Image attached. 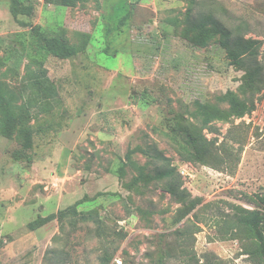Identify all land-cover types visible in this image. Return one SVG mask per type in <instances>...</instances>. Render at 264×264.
<instances>
[{"label": "rangeland", "instance_id": "rangeland-1", "mask_svg": "<svg viewBox=\"0 0 264 264\" xmlns=\"http://www.w3.org/2000/svg\"><path fill=\"white\" fill-rule=\"evenodd\" d=\"M23 2L32 15L0 0V82L17 95L10 136L0 124V264H264L232 207L258 208L264 196V0ZM204 12L259 41L254 84L219 34L204 46L192 42L198 31L185 38ZM33 26L76 54L53 56ZM43 72L51 97L33 85ZM229 90L248 110L202 129L216 139L217 167L187 160L202 126L196 101L228 109L219 97ZM172 168L203 198L190 212L168 190L173 177L159 176Z\"/></svg>", "mask_w": 264, "mask_h": 264}, {"label": "trees", "instance_id": "trees-1", "mask_svg": "<svg viewBox=\"0 0 264 264\" xmlns=\"http://www.w3.org/2000/svg\"><path fill=\"white\" fill-rule=\"evenodd\" d=\"M49 1L57 6H70L80 0ZM34 9L35 6L32 3L25 4L23 0H12L11 12L15 17H18L20 14L32 15ZM196 31H198V33L194 36L192 42L198 46H204L210 38L219 34L221 36V44L226 48L232 64L236 65L239 69L251 73L252 80L250 83L252 82V84H254L257 81L258 74L260 75L261 70V63L256 60V55L258 54L257 45L259 43L257 39L251 37L245 38L240 35L234 36L230 29L226 28L216 19L213 12H204L199 17L191 19L184 29L185 38L188 39L191 33ZM32 32L43 41L47 51L53 56L64 59L76 54V50L69 47L61 37L50 36L45 31H41L38 26H33ZM252 65H255L254 69ZM33 82L35 87L43 89L44 93L50 97L57 92L55 83L46 72L34 73ZM16 99V93L7 90L4 83L0 82V110L4 115L3 120H0V124L3 134L6 136H10L12 127L15 123L13 103ZM219 99L222 101H229L231 106L225 109L218 105H212L200 100L196 101L197 114L201 120L202 126L199 131L191 133L188 139L189 146L186 147L188 152L186 155L187 160L202 165L217 167V160H219L220 157L214 150L216 139H208L206 135L202 133V129L207 128L212 122L217 120L227 122L233 118L242 117L248 110V107L243 108L239 106V98L237 93L233 90L227 91L223 96L219 97ZM24 134L26 138V147L32 148V132L26 129ZM23 153L24 151L19 150L14 153L13 157L19 158L24 156L22 155ZM159 176L173 177L172 179L175 183H169L168 190L172 195L177 197L179 202H183L187 205L189 212L202 203V197H193L185 188H181L183 187V182L180 181L181 176L175 172V168L164 170L159 173ZM232 207L234 210L233 219L237 226H244L256 235L258 242L256 251L260 257L264 258V196H262L260 202H258V208L249 209L237 204H233ZM59 214L62 217L64 211H60ZM55 217L56 214L54 213L47 216L39 215L36 219L28 223V227L31 230H37Z\"/></svg>", "mask_w": 264, "mask_h": 264}, {"label": "built area", "instance_id": "built-area-1", "mask_svg": "<svg viewBox=\"0 0 264 264\" xmlns=\"http://www.w3.org/2000/svg\"><path fill=\"white\" fill-rule=\"evenodd\" d=\"M119 263H122V261L120 260Z\"/></svg>", "mask_w": 264, "mask_h": 264}]
</instances>
